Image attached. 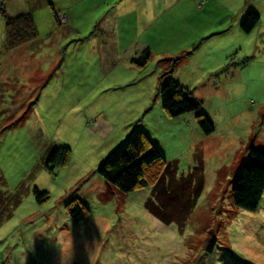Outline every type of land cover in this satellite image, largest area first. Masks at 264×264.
Returning a JSON list of instances; mask_svg holds the SVG:
<instances>
[{
  "label": "rangeland",
  "instance_id": "rangeland-1",
  "mask_svg": "<svg viewBox=\"0 0 264 264\" xmlns=\"http://www.w3.org/2000/svg\"><path fill=\"white\" fill-rule=\"evenodd\" d=\"M122 2L59 0L60 7L73 5V19L67 13L55 19L58 7L51 1L44 7L29 3L37 39L15 50L6 49L0 9V185L9 193L24 185L21 205L0 226V264H195L201 258L217 264L206 249L214 233L232 247L234 264H264V199L255 214L238 210L231 186L251 150L264 156V0L242 9L259 10L260 25L251 33L227 18L223 0H215L210 13L194 18L190 7L184 14L173 6L145 32L136 14L130 35ZM4 7L9 18L18 17ZM113 25L123 37L115 64L104 62L102 52L118 50L115 38L105 45ZM146 46L152 57L141 68L132 61ZM177 57L184 58L176 70L216 127L210 136L195 115L173 120L164 114L159 70ZM140 130L178 166L175 180L196 166L201 147L202 195L196 197L198 178L175 201L164 192L168 177L161 183L147 179L148 188L124 194L97 174ZM57 147L71 149L69 162L48 170V152ZM34 186L49 193L43 204ZM156 198L159 207L190 198V209L195 200L188 224L182 229L170 223L163 210L165 219L153 215L146 202ZM79 199L89 208L81 224L71 217Z\"/></svg>",
  "mask_w": 264,
  "mask_h": 264
},
{
  "label": "trees",
  "instance_id": "trees-1",
  "mask_svg": "<svg viewBox=\"0 0 264 264\" xmlns=\"http://www.w3.org/2000/svg\"><path fill=\"white\" fill-rule=\"evenodd\" d=\"M256 2H258V0H249L246 6H250ZM200 4L202 7L205 6L204 2H200ZM0 9L3 16L6 18L7 50H15L21 46L34 42L37 39L36 23L31 14H24L16 18H9L1 0ZM257 12H259V10L253 11L252 9H247L246 11H243L240 28L245 33L253 32L258 25H260L261 17ZM56 18L57 13L55 12V19ZM151 53L152 51L150 47H147L141 54L137 55L132 62L138 67L144 68L151 60ZM180 58L181 57H177L175 59L168 60V62L172 61L169 69L160 70L158 76V78H160L158 85L159 88L157 89V97L160 98L162 109L167 117L175 120L181 117L195 115L197 124L201 128L203 134L210 136L216 132L215 125L211 119L202 112V103L196 99V97H198L195 95L196 92L189 90V85L186 86L183 84L176 76L178 71L176 70V65L178 61L184 57ZM136 131L133 132L125 141L124 148L116 151L99 166L96 172L103 180L117 188L120 192L130 194L138 191L139 189L148 188L149 184L147 179H156L159 182L160 180L168 177L166 187L170 189L168 191V189L165 188L164 192L167 194L168 198L176 201L183 200V197H185L186 194H182V191L184 193V191L187 192L189 189L192 190L191 186L195 179L198 178L197 186L200 185V187L196 192V197L198 198L202 195V186L205 180L203 172L205 169L201 147L197 150V155L194 156L196 166L193 167L187 175H184L182 179L175 180V175L178 179V175L176 174L178 166L167 161L162 150L153 143V140L148 136V134H146L143 130H140V132L137 133ZM70 155L71 149L68 147H57L49 150L45 166L48 170H54L58 167L64 166L69 162ZM244 161L245 163H242V166L241 164L239 166L241 167V170L239 169L238 173L234 175V180L231 183V186L233 185L234 188L232 193L234 194L233 204L238 210L255 214L261 208V203L264 199V156L253 149L249 152ZM3 180L4 179L1 178L0 182ZM161 182L162 181H160V183ZM23 187L24 185H22L15 193H9L2 189L4 186L1 183L0 226H2V224L7 220L11 219L15 210L21 205L23 200ZM159 189L162 190L161 188ZM33 194L35 195L37 201L41 204L49 199V193L41 190L38 186H34ZM154 195H157V193H154ZM161 195L162 194H160V197ZM176 195L179 196V199L173 197ZM152 200L154 201L155 206L151 203L153 201H147L146 203H148L147 208L151 213H153V215H156L161 219H165L162 215L163 210L168 213L169 218L171 219L170 223H175L182 229L183 226L188 224L189 215L196 207L194 200L190 209V204H188L190 198L183 201L181 206L178 202L176 205L171 204L168 206L160 204L161 207H159L156 203H160L161 200L157 198ZM166 200L167 199L164 197L162 198V202L165 203ZM72 205L74 207L71 209V217L76 223H83L87 218V214H89L87 212L89 208L80 199ZM7 209H10V212L7 216L3 215L4 211H7ZM211 240L212 241H209L206 244L208 252L207 257H209L210 261L217 264H234L233 262L236 256L231 251L232 247L224 244L215 233L213 234ZM228 240L230 239L228 238ZM204 252L205 250L201 253L204 254ZM194 263L203 264V259L201 258V260H197V262Z\"/></svg>",
  "mask_w": 264,
  "mask_h": 264
},
{
  "label": "crops",
  "instance_id": "crops-1",
  "mask_svg": "<svg viewBox=\"0 0 264 264\" xmlns=\"http://www.w3.org/2000/svg\"><path fill=\"white\" fill-rule=\"evenodd\" d=\"M4 2V5L10 7L11 15L13 16H20L24 14H31L33 17H35V12L33 8L29 6V3L37 2V7H44V5L47 3V1H51L53 5H56L58 7V10L54 11V17L55 12L58 14L60 13H67L68 17L73 19L74 14L70 12V9L73 5L67 6L66 3L63 7H60V4L56 2V0H19L18 2H12L14 0H1ZM122 4L118 5L121 8V13L125 15L124 18H126V26H125V34L130 35V31L133 29L131 26L132 21L136 18H133L134 15L141 16L140 20L144 22L143 30L144 32L147 31L152 23H155L159 21L161 18H164L167 15L168 10L176 5H180L179 7H183V12L186 13L187 8L190 7V11L192 12L193 18L195 14L198 13H205L209 12L207 9L208 6L214 3L215 0H122ZM249 0H223L222 4H224L223 10L226 7L228 11V17L227 18H236L235 21L239 22L241 21L242 15H243V8L248 3ZM200 2H204L205 6L200 9L198 5ZM254 4V3H253ZM59 5V6H58ZM256 3L254 4V7L256 8ZM259 9V7H258ZM210 13V12H209ZM123 18V19H124ZM120 21V20H119ZM117 25H113L112 32L113 33H106L107 40L106 43L110 40V38H115L118 40L117 47L118 50L115 49L110 50L111 48H104L103 49V61H113L114 64L118 63L121 60V57L123 53H121V45L123 43V37L122 34L116 33V27ZM121 24L119 22V30H120ZM142 30V29H141ZM143 33V32H142ZM133 37V35H132ZM132 43H130L128 46H130ZM148 46L144 47L141 50H145ZM151 49V48H150ZM134 59V58H133ZM160 71V70H159ZM177 78L186 86L189 85L186 80L182 77L179 71H177L176 74Z\"/></svg>",
  "mask_w": 264,
  "mask_h": 264
}]
</instances>
